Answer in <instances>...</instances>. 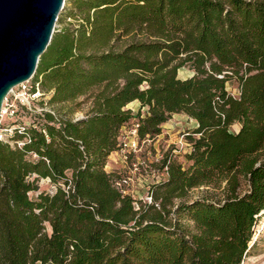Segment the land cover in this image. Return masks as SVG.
<instances>
[{"label":"trees","instance_id":"obj_1","mask_svg":"<svg viewBox=\"0 0 264 264\" xmlns=\"http://www.w3.org/2000/svg\"><path fill=\"white\" fill-rule=\"evenodd\" d=\"M62 9L56 21H72L54 29L31 76L41 108L0 140V264H240L264 210V0H65ZM131 32L143 38L114 48ZM183 65L193 73L178 78ZM81 96L84 115L59 111ZM172 113L195 122L189 151L184 163L162 155L152 202L134 207L108 155L123 127L136 123L138 142H150ZM238 176L246 188L235 193ZM220 181L219 201L172 203Z\"/></svg>","mask_w":264,"mask_h":264},{"label":"rangeland","instance_id":"obj_2","mask_svg":"<svg viewBox=\"0 0 264 264\" xmlns=\"http://www.w3.org/2000/svg\"><path fill=\"white\" fill-rule=\"evenodd\" d=\"M65 3V0L63 1ZM63 9L60 10L62 12ZM59 12V13H60ZM58 13V14H59ZM72 21V18H66L64 22H55L54 29L60 28L67 22ZM143 36L138 32H131L127 35H119L113 42L114 48H119L123 43L141 39ZM193 73L192 69L187 65L180 66L176 70V76L178 78H186ZM226 90L233 96L237 95V85L234 79H228L225 82ZM15 91L16 87L13 88ZM40 95H36L32 98H28L25 102L15 101L16 112L13 115H8L7 112L1 111L0 114V127L17 126L20 124L28 125L31 123L35 112L40 110L38 104ZM45 97V96H43ZM10 98V95H9ZM4 109V101H3ZM89 107V99L85 96L78 97L73 103L63 104L59 107V111H64L65 116L77 118L87 111ZM134 113L138 109V102L136 100L130 101L126 105ZM48 109L47 106H45ZM66 108H72V112L66 111ZM194 120L187 117L183 113H172L169 118L162 125L161 132L152 141H143L135 147L133 152H130L128 159L123 160L120 154L116 151L114 157L109 159L106 163L107 167H111L119 170L130 176V182L125 186V191L129 192L134 199V207L140 204H146V196L149 193L150 185L159 177L164 175V172L159 169V159L165 153L169 152L173 155V158L177 161L184 163L183 155L189 151L190 144L186 138V134L191 131L194 126ZM237 126L232 125L230 128L233 130ZM135 163L137 170L131 172V164ZM237 188L235 193H240L245 190L246 185L241 176L237 177ZM39 190L49 189V185L46 179H38L37 181ZM29 195H33L30 192ZM226 195V189L223 181L217 183H211L207 185H199L192 187L186 193V195L179 199H173L172 203L177 201H189L195 198H204L211 201H219ZM152 199L150 198V202ZM154 205L157 206V203ZM155 206V207H156ZM169 207V206H167ZM174 218L173 214L168 215L167 218ZM184 223L185 220H182ZM189 225H191L189 223ZM254 232L252 235L253 245L249 252L244 256L240 264H264V210L259 213L256 218L255 225L253 227ZM48 230V228H47Z\"/></svg>","mask_w":264,"mask_h":264},{"label":"water","instance_id":"obj_3","mask_svg":"<svg viewBox=\"0 0 264 264\" xmlns=\"http://www.w3.org/2000/svg\"><path fill=\"white\" fill-rule=\"evenodd\" d=\"M64 0H0V114L9 91L30 78Z\"/></svg>","mask_w":264,"mask_h":264},{"label":"built area","instance_id":"obj_4","mask_svg":"<svg viewBox=\"0 0 264 264\" xmlns=\"http://www.w3.org/2000/svg\"><path fill=\"white\" fill-rule=\"evenodd\" d=\"M16 87V91L13 89ZM9 93L4 98V109L3 106L1 107V111L7 112L8 115H13L16 112V105L15 101L19 100L20 102H26L28 98H32L36 95H41L39 90V86L37 82L32 81L31 77L27 80L19 82L16 86H14ZM10 95V98H9ZM3 105V104H2ZM136 123H131L128 127H123L120 135H119V142H118V149L115 150L120 154V157L123 160L128 159L130 152L135 150V147L139 145L137 138H136ZM21 133L23 131V124L17 126H8V127H0V140H7L14 132ZM23 140H26L24 137L22 140H17L12 143L16 144L17 146H21L23 144ZM137 170V166L135 163L131 164V172H135ZM164 172V168L162 169ZM160 178V177H159ZM156 179L155 181L159 180ZM130 182V176L123 173L119 177H117L114 181V186L119 189L122 193H129L125 191V186H127ZM130 194V193H129ZM131 195V194H130ZM148 203L150 202L151 196L148 194L146 197Z\"/></svg>","mask_w":264,"mask_h":264},{"label":"crops","instance_id":"obj_5","mask_svg":"<svg viewBox=\"0 0 264 264\" xmlns=\"http://www.w3.org/2000/svg\"><path fill=\"white\" fill-rule=\"evenodd\" d=\"M164 123H165V122H164ZM164 123L161 124V128H162V125H163ZM194 125H195V123H194ZM115 154H116V151H112V152H110V154L108 155V158H107L106 163L109 162V159H111L112 157H114ZM105 168H106V169H114V168H111V167H107L106 164H105Z\"/></svg>","mask_w":264,"mask_h":264}]
</instances>
